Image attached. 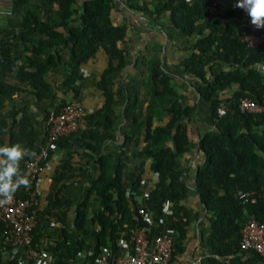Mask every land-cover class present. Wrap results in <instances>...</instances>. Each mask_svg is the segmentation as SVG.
Wrapping results in <instances>:
<instances>
[{"label":"trees","instance_id":"16d2710c","mask_svg":"<svg viewBox=\"0 0 264 264\" xmlns=\"http://www.w3.org/2000/svg\"><path fill=\"white\" fill-rule=\"evenodd\" d=\"M8 1L11 5L8 23L17 31L5 36L0 26V101L5 95L24 90L38 100L53 99V90L43 77L57 63L65 65L63 87L76 100L83 65L99 52L106 59L98 80V86L104 89V102L86 116L84 135L74 145L83 155L97 157L99 176L90 182L86 197L71 212L64 181L71 177L70 157L77 150H69L51 177L45 203L41 205L39 201L29 210L36 219L31 248L47 251L51 264H70L87 251L84 236L78 238L76 233H83L90 223L94 229L91 252L83 264H95V259L104 251L109 252V259L118 255L119 242L129 240L139 228L148 227L152 236L163 206L168 203L173 217L178 219L173 224L177 230L173 240L176 257L183 253L187 227L196 218L183 206L188 191L176 162L178 156L191 148L189 125L193 108L180 103L172 78L158 64L149 66L147 75L140 81L147 86V100L140 98L139 92L130 97L133 128L122 146L128 149L120 148L111 154L101 151L105 141L114 139L111 88L118 73L125 68L127 57L123 44L130 29L113 19L119 13L116 7L119 3L147 20L168 19L170 26L186 40L183 50L187 57L181 62L182 70L196 82L199 98L211 107L214 129L198 140V149L205 160L194 176L200 203L210 214V231L204 249L211 254L202 263L221 264L220 258L231 255V264H264L254 252L239 248L240 230L248 216L253 215L264 224V113L240 114L238 110L241 100L259 101L264 95V74L257 69L264 64V47L249 49L243 42L249 33L248 19L231 7L221 14H210L211 0ZM13 18L20 21L16 23ZM17 41L27 44V50L35 56L44 54L43 60L35 63L27 58L26 65L14 69L20 58L16 57ZM1 64L8 66L7 74L15 73L16 85L9 84L7 74L1 78ZM66 103L61 101L51 111L57 113ZM51 111L46 113V118ZM69 138L58 140L55 148ZM3 144H19L30 153L19 161L22 175L25 163L39 149L26 113L8 122L0 111V145ZM130 149H139L133 157L136 162L131 177L129 172H123L125 162L130 161L126 157ZM147 168L156 179L144 201L149 221L139 215L141 204L136 199ZM238 188L254 191L256 203L242 205L235 200L234 191ZM17 195L25 198L21 190ZM93 201L98 203L100 211H93ZM47 225H56L60 235L53 245L43 246L41 235ZM3 231L0 220V264H20L21 253H12L4 243Z\"/></svg>","mask_w":264,"mask_h":264},{"label":"crops","instance_id":"0c3cea01","mask_svg":"<svg viewBox=\"0 0 264 264\" xmlns=\"http://www.w3.org/2000/svg\"><path fill=\"white\" fill-rule=\"evenodd\" d=\"M116 7L119 13L114 15V22L118 24L124 23L130 30L123 44L127 53L125 68L118 73L111 88L114 96L113 112L115 114V122L112 128L114 139L105 141L102 144L101 151L104 154H111L119 151L120 148L128 149L122 146L127 135L131 133L133 128V121L130 115V97H133L136 92H139L140 98L143 99L146 97L147 100V86L140 83V81L147 75L146 71L149 66L158 64L160 69L172 78L178 92L180 103L183 106L193 108L189 125L191 148L185 155L178 156L176 162L180 167L182 179L188 191V197L183 202V206L191 210V212L196 215V218L187 227V236L184 240L183 253L176 257L173 256L172 264H203V260L211 254L208 249H204L207 235L210 231V214L200 203V199L194 187V176L197 169L205 160L203 153L198 149V140L201 136L214 129L211 120V107L208 103L199 98V95L195 91L196 82L186 77L182 70L181 62L187 57V53L183 50L186 45V40L170 26L168 19L166 17H161L158 20H147L146 17L137 16L134 12L124 9L122 4L118 3ZM230 7L234 8V4L231 0H222V12H225ZM13 21L17 23L20 21V18L18 20L13 18ZM0 26L2 35L3 33L5 36L6 33L16 34L17 28L8 23L7 16L0 17ZM16 46V52H18L16 57L20 56V58L14 69H19L22 65H26L24 62H27V58L33 59L35 63L42 61L44 58V54L41 56L33 55L31 51L27 50L28 45L25 43L17 41ZM65 53H67V50H65ZM105 65L106 59L102 52L97 53L92 60L83 65L80 70L81 80L76 86L77 99L74 100L73 94L63 87V83L66 79L65 65L63 63H57V65L47 71L43 77L44 82L53 90V99L38 100L33 94L25 90L24 92L16 94L5 95L1 97L0 101L1 117L8 122H12V120L20 119L23 114L26 113L31 119L35 141L40 149L44 145L46 139V113L51 111L53 106L58 105L61 101H76L83 107L86 116L94 113L101 107L104 102V89L98 86V80ZM7 69V65L1 64L2 79L5 78L4 76L7 74ZM25 69H28V67H25ZM14 76V72L7 74V81L9 84H17L14 82ZM84 127L85 123L81 124L77 133L68 136L70 137L68 141H65V143H62V146L53 149L49 153L46 165L38 176L36 187L38 200L41 205L45 203V197L50 192L51 177L56 167L60 160L66 157L70 151L77 150V154H72L70 157L72 167L71 177L64 181L66 185L65 194L67 199L71 202V212L86 197L90 182L99 176L96 164L97 157L85 156L81 149L74 146L84 135ZM140 145H142V143ZM130 150L132 151L126 152V157H128L130 161L125 162L126 169L123 171L124 174L129 172V177L132 176V171L136 162L133 157L139 149ZM147 166H149V161H147ZM155 181V177L148 172L147 168L146 175L141 185L142 189L139 194L136 195V199L141 206H144V201L146 199L145 195L153 188ZM92 209L95 212L100 211L96 201H93ZM177 220L176 217H173L171 211L162 213L154 226L152 236L169 237L174 240L177 236V230L173 227V224ZM68 224L70 226L69 229H71V215H69ZM93 232V227L88 223L83 233H76L78 238L84 236L85 243L88 247L86 253L80 254L77 259L70 264H83L85 262L86 255L91 252V235ZM59 235L60 233L56 225H47L43 227L41 235L43 246L53 245ZM21 252L22 251H19L18 253Z\"/></svg>","mask_w":264,"mask_h":264},{"label":"built area","instance_id":"2783aa9c","mask_svg":"<svg viewBox=\"0 0 264 264\" xmlns=\"http://www.w3.org/2000/svg\"><path fill=\"white\" fill-rule=\"evenodd\" d=\"M234 4V0H231ZM222 0H211L210 14H221ZM234 10L240 16L248 19L249 33L243 39L249 49L264 47V28L256 29L249 23V18L238 8ZM11 15L9 1L0 0V17ZM264 74V64L257 66ZM240 114L264 113V95L259 101L243 99L238 104ZM222 113V111H220ZM86 113L83 107L76 101L67 102L57 113L51 111L45 119L46 139L44 145L25 163L22 176L28 180L27 185L17 187L10 200L0 197V220L4 225V243L10 246L13 254L21 252L20 264H51V255L41 249L35 251L31 248L32 231L36 225L34 214L29 210L38 205L37 181L43 170L49 153L55 149L58 140L71 136L78 132L81 124L85 123ZM155 177V176H154ZM21 190L25 198L17 195ZM147 195H145V198ZM234 199L242 205L256 203L254 191L238 188L234 191ZM170 211V205L163 206V213ZM139 215L149 221V214L144 206L139 207ZM150 229L143 227L132 233L129 240L122 239L119 242V253L112 256L104 251L95 259V264H172L174 243L169 237L150 236ZM240 250L254 252L264 262V224L253 215L248 216L244 226L240 230ZM221 264H231V256L220 258Z\"/></svg>","mask_w":264,"mask_h":264},{"label":"clouds","instance_id":"9594fccd","mask_svg":"<svg viewBox=\"0 0 264 264\" xmlns=\"http://www.w3.org/2000/svg\"><path fill=\"white\" fill-rule=\"evenodd\" d=\"M234 7L241 9L256 29L264 28V0H234ZM27 155L28 150L19 144L0 145V197L4 200H10L18 186L28 184L18 169L19 161Z\"/></svg>","mask_w":264,"mask_h":264},{"label":"rangeland","instance_id":"374dc122","mask_svg":"<svg viewBox=\"0 0 264 264\" xmlns=\"http://www.w3.org/2000/svg\"><path fill=\"white\" fill-rule=\"evenodd\" d=\"M8 0H5V2H7ZM11 16V15H10ZM1 17H3V16H1ZM9 17V16H8Z\"/></svg>","mask_w":264,"mask_h":264}]
</instances>
